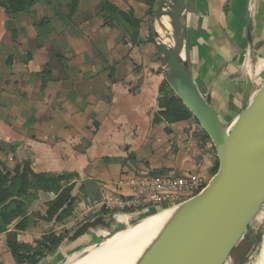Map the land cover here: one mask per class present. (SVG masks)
Segmentation results:
<instances>
[{
  "label": "crops",
  "instance_id": "1",
  "mask_svg": "<svg viewBox=\"0 0 264 264\" xmlns=\"http://www.w3.org/2000/svg\"><path fill=\"white\" fill-rule=\"evenodd\" d=\"M157 1L48 0L14 15L0 7V153L37 174L72 176L80 207L140 175L211 177L215 148L193 116L154 121L172 97L160 92L149 13ZM185 39L200 93L225 124L238 120L248 80L250 104L264 88V0H190ZM56 197L26 199L21 243L40 238Z\"/></svg>",
  "mask_w": 264,
  "mask_h": 264
},
{
  "label": "water",
  "instance_id": "2",
  "mask_svg": "<svg viewBox=\"0 0 264 264\" xmlns=\"http://www.w3.org/2000/svg\"><path fill=\"white\" fill-rule=\"evenodd\" d=\"M167 3L175 22L171 42L155 30L163 75L212 141L219 169L204 191L173 207L174 217L143 264H223L251 222L264 211V88L250 104L249 79L239 119L225 124L210 99L200 93L188 61L185 34L190 0H158L157 20L165 14ZM114 227V216H98L83 223L67 245L92 231L111 233ZM72 258L71 254L57 264H69Z\"/></svg>",
  "mask_w": 264,
  "mask_h": 264
},
{
  "label": "trees",
  "instance_id": "3",
  "mask_svg": "<svg viewBox=\"0 0 264 264\" xmlns=\"http://www.w3.org/2000/svg\"><path fill=\"white\" fill-rule=\"evenodd\" d=\"M47 1L0 0V7L5 8L8 14L14 15L30 10L36 3ZM149 13L153 14L152 7ZM167 90L172 93V97L160 103L163 110L156 115L154 121L164 119L176 123L192 118L191 113L165 83L160 92L165 93ZM206 138L209 139L207 135ZM14 162V167L10 169L0 161V234L8 233L7 246L16 264H39L48 255L53 254L64 240L61 236L50 233L37 242V249L18 240V232L26 231L29 226L25 199L30 198L33 191L55 193L56 199L47 204L46 215L41 218L49 223L63 222L71 215L72 208L77 202L72 196L74 186L68 185L72 176L52 177L48 174H37L32 170L30 162L20 163L16 160ZM218 169L219 161L214 158L212 172L215 174ZM65 182L66 185L61 184ZM12 225L15 226L14 231L8 232Z\"/></svg>",
  "mask_w": 264,
  "mask_h": 264
},
{
  "label": "rangeland",
  "instance_id": "4",
  "mask_svg": "<svg viewBox=\"0 0 264 264\" xmlns=\"http://www.w3.org/2000/svg\"><path fill=\"white\" fill-rule=\"evenodd\" d=\"M157 4H158V1H157L156 5L153 7V9H155V10H154L153 15H151V18H150V23H151L150 27H151V30L153 32V37H154L153 42L155 43V45H156L155 30L157 29ZM253 102H254V100H253ZM0 152H2V151L0 150ZM9 152H11V149H9ZM4 154H5L4 151H3V153H0V161L2 163H4L7 167H9V165H10L9 168L12 169L14 167V164H13L14 159H13V161L8 160V159H6V156ZM214 158H217L216 151H215ZM215 174L213 172L211 173V177L207 181V185L209 184L210 180L215 176ZM61 184L66 185V182L61 183ZM53 194H55V193H53ZM118 194L119 193H117V192H112L111 190H108V192L104 193L103 199H101L100 201L96 202V200H98V198H95L96 196L92 197V199L88 198L90 200L86 199L88 201L87 204L80 207L79 204H80V202H82V200H80V197H82V195H85V193L74 196L73 191H72V196L76 198L77 202L75 203L74 207L72 208L71 215L65 221L60 222V223L56 222V221H53V223H47L44 221L45 224L44 223L40 224L37 227L38 229L36 230V232L40 234V238L33 240L30 244L26 243V244L31 245L35 249H37L38 248L37 242L42 240L44 235L54 233V234L61 236L63 238V240H64L63 245L58 247V249L53 254H50L46 258H44L39 264H57L60 261H62L64 258L68 257L71 254H74L75 252H77L79 250H83V249L90 247V246H101L102 244L105 243L107 238H109L110 236L114 235L117 232L125 230L126 228H128V226H132V225H135L137 223L150 220V219H152L158 215V214L154 215L156 212H159V211H162V210H165L168 208L169 209L173 208V207L178 206V205L184 203L185 201L191 199V198H188L186 200L179 201L178 203H176L175 205L170 206V207L167 205H164V206L161 205L160 207H158V209H159L158 211H151V213L142 215V214H140V212L129 211L128 209H126L127 211H125L124 209L117 208V206L111 202V199L118 198ZM94 195L95 194H93L92 196H94ZM87 197H89V196H87ZM27 200H26V202H27ZM28 209L29 208L27 206V211H28ZM111 215L114 216V218H115V227L111 233L105 232L103 237L101 235H97L94 237L88 236L86 238L84 237V238L80 239L79 241L72 243L69 246L67 245V242H68L67 239L70 236H72L73 233L83 223H85L87 221H92L98 216L108 217ZM40 220H42L41 217H40ZM125 220H127V221H125ZM263 222H264V211H262L251 222V224L248 226V228L245 231V233L243 234V236L238 240V242L236 243L234 248L231 250L230 254L228 255V258L225 261V263H223V264H242L243 262H245L246 257H248L251 254V252L255 249L257 243L259 242V240L261 238L262 228L264 225ZM38 224L39 223L36 222L35 226H37ZM10 228L13 229V228H15V226L12 225ZM42 234H44V235H42ZM2 247H3V244L0 245V255H1L0 256L1 257L0 264H15L16 262L14 261L12 255L9 252V250L7 249V247H6V252L2 251Z\"/></svg>",
  "mask_w": 264,
  "mask_h": 264
},
{
  "label": "bare ground",
  "instance_id": "5",
  "mask_svg": "<svg viewBox=\"0 0 264 264\" xmlns=\"http://www.w3.org/2000/svg\"><path fill=\"white\" fill-rule=\"evenodd\" d=\"M172 24H175L174 13L172 7L167 3L165 14L157 20L158 36L170 41ZM206 187L207 184L204 189ZM175 213L176 209L174 208L156 212L154 214H158L156 217L128 226L125 230L107 238L101 246H90L75 252L72 254L73 258L69 264H143L156 240ZM242 264H264V225L259 242Z\"/></svg>",
  "mask_w": 264,
  "mask_h": 264
},
{
  "label": "built area",
  "instance_id": "6",
  "mask_svg": "<svg viewBox=\"0 0 264 264\" xmlns=\"http://www.w3.org/2000/svg\"><path fill=\"white\" fill-rule=\"evenodd\" d=\"M207 182L191 174L143 175L129 179L111 199L117 208L148 214L161 205L173 206L199 194ZM136 217V216H135ZM134 218V217H133Z\"/></svg>",
  "mask_w": 264,
  "mask_h": 264
}]
</instances>
